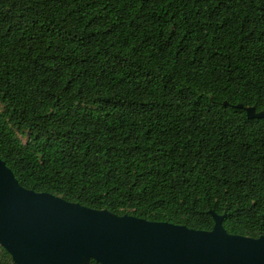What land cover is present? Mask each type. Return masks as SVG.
<instances>
[{
  "label": "trees",
  "instance_id": "16d2710c",
  "mask_svg": "<svg viewBox=\"0 0 264 264\" xmlns=\"http://www.w3.org/2000/svg\"><path fill=\"white\" fill-rule=\"evenodd\" d=\"M237 105L264 111V0H0V159L24 189L264 237V120Z\"/></svg>",
  "mask_w": 264,
  "mask_h": 264
},
{
  "label": "water",
  "instance_id": "95a60500",
  "mask_svg": "<svg viewBox=\"0 0 264 264\" xmlns=\"http://www.w3.org/2000/svg\"><path fill=\"white\" fill-rule=\"evenodd\" d=\"M211 216L212 230L199 231L89 209L24 189L0 159V246L14 264H264V237L229 235Z\"/></svg>",
  "mask_w": 264,
  "mask_h": 264
},
{
  "label": "rangeland",
  "instance_id": "374dc122",
  "mask_svg": "<svg viewBox=\"0 0 264 264\" xmlns=\"http://www.w3.org/2000/svg\"><path fill=\"white\" fill-rule=\"evenodd\" d=\"M22 140H24V139H22Z\"/></svg>",
  "mask_w": 264,
  "mask_h": 264
}]
</instances>
